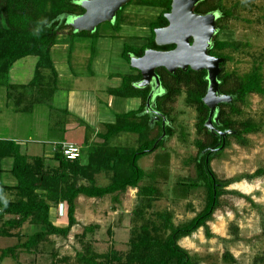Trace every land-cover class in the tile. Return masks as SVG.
<instances>
[{
    "label": "trees",
    "instance_id": "trees-1",
    "mask_svg": "<svg viewBox=\"0 0 264 264\" xmlns=\"http://www.w3.org/2000/svg\"><path fill=\"white\" fill-rule=\"evenodd\" d=\"M134 1L158 7L159 12L149 22V36L143 44L123 46L121 55L128 63L129 54L141 56L146 48L169 50L174 47L172 44L157 46L153 31L157 27L167 25L164 13L170 10L171 0H131L128 4ZM127 5L116 13L114 27L119 26V16ZM194 11L218 13V32L209 53L223 58V68V64L231 58L221 51L237 50L242 45L238 41L219 38V32L227 29L226 21L234 16L232 8H226L222 0H201ZM83 12L84 9L76 0H0V85L5 86L8 96H14L12 89H15L20 94L18 98H21L22 92H18V87L22 91L26 87L35 88L42 96L53 93L57 73L51 58V48L57 43L58 35L62 32L97 35V29L93 32H76L71 27L69 17ZM30 55L37 57L31 80L22 85L10 83L7 78L11 65L16 60ZM45 70L49 72L47 79H50L46 84L43 83ZM156 73L164 93L155 98L154 109L166 117L164 126L162 127V118L151 120L152 113L144 111L150 89L135 86L141 74L133 69V73L121 78L119 86L108 88L107 92L126 98H139V107L116 114L114 121L105 123V131L96 133L100 141L91 144L85 161L82 160V150L76 160L66 159L59 147H56L52 156H30L21 153L20 146L15 141L0 139V175L5 170L2 161L10 158L11 166L8 172L16 179L14 185L3 183L0 179V235L23 239L20 229L25 224H33L37 228L25 235L23 241L3 248L0 258L11 257L16 260L19 251L33 255L42 253L41 248L53 242L52 236L67 237L71 228L77 224L75 200L80 194L99 199L111 196L116 202L120 195L132 188L136 190V203L131 211L127 250L121 252L112 245L105 252H97L88 238L98 227L95 223L85 225L77 236L81 250L75 252L72 261H69V256L59 257L58 250L54 249L49 251L50 264H195V260L178 241L190 236L199 228H203L207 237H213L208 221L220 205V196L226 193L243 196L238 191L227 189L232 181L217 178L210 167V160L228 145L229 136L235 137L240 144H246L245 134L257 131L258 125L254 121H235L233 115L241 114L239 104L245 102L247 95L264 94L263 77L259 66L242 76L225 70L219 73V91L230 95L232 101L219 105L217 128L221 131H235L225 138V144L221 147L219 136L204 126L209 111L202 101L207 88L206 71L188 68L185 71L177 69L174 73H169L160 67L156 69ZM182 91L185 93L186 104L193 106L196 111L194 126L199 137L194 140L197 152L192 158L195 176L177 182L175 194L186 198L192 191L203 188L205 196L201 211L188 222L174 225L170 212L149 213L148 210L162 193L155 184L157 178L166 180L169 177V152L156 153L153 167L148 171L141 169L137 161L156 148H163L165 141L173 136L172 105ZM90 130L91 128L85 125L84 143L89 140ZM120 132L137 134L136 146L111 145L110 139ZM181 138L185 139L183 132ZM101 173L107 174L109 178V182L102 186L96 182V177ZM262 175L264 168H258L243 178L253 179ZM62 204L66 205L67 222L64 226H58L52 217L51 208L53 205ZM150 216L158 217L161 225H157ZM137 223L139 225L136 228ZM223 258L225 261L237 263L229 251L223 253ZM251 264H264V254L258 255Z\"/></svg>",
    "mask_w": 264,
    "mask_h": 264
},
{
    "label": "rangeland",
    "instance_id": "rangeland-1",
    "mask_svg": "<svg viewBox=\"0 0 264 264\" xmlns=\"http://www.w3.org/2000/svg\"><path fill=\"white\" fill-rule=\"evenodd\" d=\"M222 3L226 8H232L234 16L226 21L227 29L219 32V38L238 41L242 45L237 50L221 51L231 58L221 69L242 76L259 66L264 84V0H222ZM158 12V7L134 1L121 12L119 26L114 27L113 20L98 25L97 35L60 33L57 43L51 48V58L59 75L57 89L50 101L53 110L44 102L33 106L28 112L16 111L21 106H16L12 98L8 99L5 86L0 85V137L10 135L17 138L23 148L29 142L27 139L34 141L35 144L31 145L37 152H32V155L41 154L38 148L41 149L43 145L49 149L62 139L78 144L82 150V160L85 161L91 144L95 142L88 140L84 143L83 128H76L78 118L73 114L67 117L66 126L69 130L66 133L57 126L66 114L67 91L73 85V78L93 74L100 89L118 86L124 75L133 73L130 64L121 55L123 46L143 44L149 36L148 24ZM36 62L37 57L33 55L16 60L11 65L7 80L27 83L34 75ZM184 98L185 93L182 91L172 105L173 136L165 141L163 148L158 147L137 161L141 169L148 171L153 167L156 153L169 152V177L166 180L157 178L155 184L162 193L148 210L149 213L170 212L174 225L188 222L201 211L205 196L203 188L192 191L186 198L175 194L177 182L195 176L192 158L197 152L194 140L199 137L194 126L196 111L193 106L186 104ZM239 105L241 114L233 115L234 120L251 119L258 129L245 134L246 144H240L235 137L229 136L228 145L211 158L210 167L217 178L232 181L227 189L238 191L243 196L234 193L220 196V205L208 221L213 237H207L203 228H199L190 236L179 239V245L187 250L195 264H235L225 261V251H229L238 264H251L258 255L264 254V175L253 179L243 178L258 168H264V94L251 93ZM96 112L97 130L104 132V123L113 119H110V114L108 117L105 104H99ZM100 113L107 116L100 118ZM86 121L90 120L86 117ZM181 132L185 134L184 140ZM136 142L137 134L132 132H120L109 141L111 145L134 147ZM51 163L54 164L53 161ZM4 176L5 179L12 177L7 172H4ZM96 182L102 186L109 182V178L107 174L101 173L96 177ZM75 203L78 221L67 237L52 236L53 242L43 246L42 253L33 255L19 251L16 260L11 257L0 258V264H50L49 251L54 249L58 250L59 257L69 256V261H72L75 252L81 250L77 236L85 225L95 223L98 227L88 238L97 252H105L112 245L121 252L128 249L131 211L136 203L135 191L128 189L116 202L111 196L99 199L80 194ZM60 207L53 205L51 208L52 217L58 226L62 225L58 213ZM62 209L65 210V204ZM151 219L161 225L158 217ZM36 229L33 224H25L20 229L23 239L0 235V253L3 248L23 241L25 235Z\"/></svg>",
    "mask_w": 264,
    "mask_h": 264
},
{
    "label": "water",
    "instance_id": "water-1",
    "mask_svg": "<svg viewBox=\"0 0 264 264\" xmlns=\"http://www.w3.org/2000/svg\"><path fill=\"white\" fill-rule=\"evenodd\" d=\"M130 1L76 0L84 12L80 15L70 16L69 23L76 32H93L101 23L112 22L116 13ZM200 1L171 0L170 10L164 13L168 22L167 25L155 28L153 31L154 42L157 46L172 44L174 47L169 50L146 48L141 56L129 54V64L131 68L141 74V78L135 86L137 88H151L146 98L145 112L154 114L156 120L162 118V127L166 117L153 109L154 97L164 93L156 69L163 67L169 73H174L177 69L185 71L188 68L194 71L205 70L207 88L202 101L209 111L204 126L211 133L219 136L221 147H223L225 138L234 134L235 131H221L216 128L219 105L230 103L232 97L219 91L218 76L221 72L223 58L209 53L213 39L218 32V13L195 12L194 8Z\"/></svg>",
    "mask_w": 264,
    "mask_h": 264
},
{
    "label": "crops",
    "instance_id": "crops-1",
    "mask_svg": "<svg viewBox=\"0 0 264 264\" xmlns=\"http://www.w3.org/2000/svg\"><path fill=\"white\" fill-rule=\"evenodd\" d=\"M53 66H54V63H53ZM54 68H55V66H54ZM55 70L57 73L56 68H55ZM43 74L45 75L43 83L46 84L45 82L50 80V79H47V75L49 74V72L45 70L43 72ZM56 79L57 80H56L55 89H54L53 93L50 94L49 96L47 94H46V96H42V94L39 93L35 88L26 87L22 91V89L18 87V89H17L18 92H20V93L22 92L21 98H18L19 93H17V91L15 89H12V90L16 96L14 95V96L10 97L6 94V97L8 99L12 98L14 100V103L16 106H21L20 108L18 107V109H16V111L18 110L22 113L28 112L33 108V106L40 104V103H44V102H45L44 104H46V106H48L50 108V110H53V106L50 103V101L53 98L55 91L57 89V84L59 81L58 73H57ZM96 82L97 81H96L95 77L93 76V74L86 75V76L82 75L80 77L74 76L73 85L67 91V94H69V96L67 95L66 108L64 111V113L66 112V114H65V116H63V119H60L59 123H57V126L59 127V129L61 131L63 130V133L64 132L66 133L69 130L68 127L66 126V124H67L66 121H67V117L70 116L71 114H73L74 116H76L78 118L77 123H76V128H80V126L83 128L84 138H85V125H88L91 128V130L89 132V141L90 142L100 141V139H98L96 133L101 132V131L97 130V125H96L97 122L95 123L96 117H98V114L96 111H97V106L99 104H105V108H106V110H108V117L110 114V119L111 118L113 119L112 121H114L116 114H123V113H126L127 111L135 110L139 107V105H140V99L139 98H126V97H121V96L109 94L107 92V90H108V88H112V87H105L103 89L102 88L100 89L97 87ZM10 83L20 84V85L26 84V83H16V82H10ZM120 83H121V80H120ZM115 87H117V86H115ZM22 101H24L25 103L22 104ZM6 106H8V103L6 104ZM100 114H102V116H100V118L107 116V114H105V115L103 113H100ZM86 117L90 120L89 122L86 121ZM106 123H108V122H106ZM94 124H95V126H94ZM62 125L64 127H62ZM0 139L15 141L16 143L19 144L21 153H26L30 156L44 155L47 157L52 156L56 147H58V145L60 143L65 142L64 140L60 139L59 141L56 142L55 146H53L49 149L46 148L45 145H43V147L41 149L38 148V151L41 152V154H37V153L34 154L33 153V155H32V152H37V149H35L34 145H31V144H35L34 141H32V140L30 141V139H27V140H29V142H27L23 148L22 145L20 144L19 140H17V138H14L10 135L9 136H1ZM31 150H33V151H31ZM10 166H11V159L10 158H6L2 161V167L5 170L1 173L0 179L3 183L14 185V184H16V179L8 172V169ZM4 172H7L12 177H9V178L6 177V179H5ZM128 189H131L132 191H136L135 189H132V188H128ZM128 189H127V191H128ZM127 191L125 193H127ZM62 205H64V204H62ZM62 205L59 208L58 213L60 214V219H61L60 223H62L61 226H64V223L67 222L66 205H65V210L62 209ZM76 220L78 221L77 217H76ZM56 222L57 221L55 220V224L57 225Z\"/></svg>",
    "mask_w": 264,
    "mask_h": 264
},
{
    "label": "built area",
    "instance_id": "built-area-1",
    "mask_svg": "<svg viewBox=\"0 0 264 264\" xmlns=\"http://www.w3.org/2000/svg\"><path fill=\"white\" fill-rule=\"evenodd\" d=\"M62 155L68 160H76L80 157L81 148L79 145L71 142H62L58 145Z\"/></svg>",
    "mask_w": 264,
    "mask_h": 264
},
{
    "label": "flooded vegetation",
    "instance_id": "flooded-vegetation-1",
    "mask_svg": "<svg viewBox=\"0 0 264 264\" xmlns=\"http://www.w3.org/2000/svg\"><path fill=\"white\" fill-rule=\"evenodd\" d=\"M158 28V27H157ZM149 89H151L150 87H149ZM149 92H150V90H149ZM158 96V95H157ZM156 96V97H157ZM156 97H154V101H155V98ZM154 105H155V103H154ZM153 109H154V107H153ZM155 110V109H154ZM147 113H150V112H147ZM156 119V116L154 115V114H152V116H151V120H155ZM217 126H218V123L216 124V128H217ZM218 129V128H217Z\"/></svg>",
    "mask_w": 264,
    "mask_h": 264
}]
</instances>
